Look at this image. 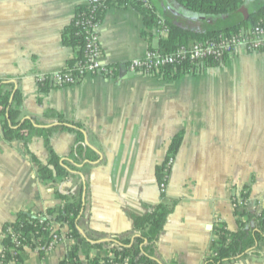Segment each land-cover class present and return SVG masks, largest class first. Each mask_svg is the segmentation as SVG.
<instances>
[{"label": "crops", "instance_id": "0c3cea01", "mask_svg": "<svg viewBox=\"0 0 264 264\" xmlns=\"http://www.w3.org/2000/svg\"><path fill=\"white\" fill-rule=\"evenodd\" d=\"M87 1L0 0V79L16 82L22 119L53 111L83 125L86 144L97 159L82 171L87 210L79 231L100 237L99 242L125 233L134 236L131 215L141 216L145 206L159 204L155 168L180 135L163 192L174 205L154 257L160 264H203L216 225L238 230L232 198L246 194L249 208L264 206V52H239L223 65L203 66L200 73L177 81L132 72L127 63L143 57L149 47L158 48V39L142 35V17L133 8H111L99 26V43L103 62L116 67L112 77L88 76L76 86L42 94L37 77L64 71L74 58L60 34ZM150 1L163 18L181 16L163 12L166 6L178 14L168 0ZM74 141V133L54 131L49 145L62 161ZM28 150L47 163L41 138H33ZM61 181L41 183L23 144L6 142L0 126V241L2 226L19 212L36 214L57 205L54 190L68 187ZM70 244L64 240L42 255L25 249L22 264H59ZM112 247L109 243L89 255L104 257ZM258 251L259 257L233 264H264V241Z\"/></svg>", "mask_w": 264, "mask_h": 264}, {"label": "trees", "instance_id": "16d2710c", "mask_svg": "<svg viewBox=\"0 0 264 264\" xmlns=\"http://www.w3.org/2000/svg\"><path fill=\"white\" fill-rule=\"evenodd\" d=\"M188 11L216 18L214 23L174 21L161 17L152 2L145 5L141 0H100V5L92 9L91 5H80L76 8L74 17L60 34L61 43L74 52V58L67 62L66 69H72L77 62L85 59L88 32L82 22L101 24L107 10L111 8L124 9L131 7L142 17L143 36H154L157 21L163 20L168 28L167 34L157 38V50L163 54L172 53L179 47L191 46L216 37L221 32H236L248 29L256 24L264 23V0H174ZM223 18H228V29L223 31ZM209 20V19H208ZM237 20L236 22H234ZM202 25L203 27L199 28ZM258 52H264V49ZM207 67L217 64L206 63ZM201 68L191 71L186 65L179 64L175 68H164L153 77L161 80L177 81L188 74H198ZM39 91L46 94L50 89L57 88L48 82L38 84ZM22 96L16 82L0 79V126L3 139L6 142H21L31 162L36 166L37 176L45 185L53 184L63 179L60 185L68 184L66 190L55 189L54 196L59 203L44 212L32 214L30 211L19 212L12 223L2 226L0 241V264H22L24 260L22 248H16L10 234L18 235L25 242L38 240L41 236L50 235L52 224L63 229L64 236L71 242L66 257L59 264H160L154 257L155 243L162 233L165 218L171 212L173 203L168 204L161 193L159 204L145 206L141 216L131 215V231L109 238L108 242H99L87 232L80 233L86 215L87 183L82 177V171L89 167V162H95L97 156L86 144L84 127L80 122L68 120L63 115L46 111L39 118L22 119ZM54 131H65L75 134V141L66 160H62L53 152L49 138ZM33 138H41L48 150L46 164H41L28 150ZM181 142V136H175L168 147L165 160L155 168L158 185L167 183L171 167H167L173 159ZM70 174V178L68 175ZM84 191V197H83ZM243 206H234L238 230L231 232L222 224L214 227V240L209 255L203 264H233L250 256L259 257L258 244L264 241V206L251 209L247 202L248 196L241 194ZM59 228L55 230L60 233ZM65 229V230H64ZM113 244L104 257L89 255L91 250L102 249ZM42 255V253H40ZM83 255V259L80 256Z\"/></svg>", "mask_w": 264, "mask_h": 264}, {"label": "built area", "instance_id": "2783aa9c", "mask_svg": "<svg viewBox=\"0 0 264 264\" xmlns=\"http://www.w3.org/2000/svg\"><path fill=\"white\" fill-rule=\"evenodd\" d=\"M100 0H88L92 9L100 5ZM145 5H148L149 0H141ZM82 26L86 27L88 32L85 59L77 64L72 69H65L62 72H56L48 76H39L37 84L48 82L50 86L63 88L76 86L85 77L100 75L112 77L114 74V66H108L103 62L100 43H99V26L96 23L82 22ZM168 28L163 20L157 21L154 29V35L160 38L167 34ZM264 49V23L256 24L248 29H240L236 32H221L216 37L192 44L187 47H179L172 53H161L157 50H148L141 58L131 60L127 63V67L132 72L142 73L149 76H154L155 73L164 68H175L176 65L183 64L191 71L198 70L205 66L206 63H214L223 65L226 59L234 56L237 53L258 52ZM173 159L167 163V167H172ZM166 185L159 184L160 192H164ZM233 207H241L244 203L239 196L232 198ZM58 225L52 224L49 227L50 235L45 238L41 236L38 240L32 239L29 243L25 242L18 235L10 234L14 243V251L16 248L23 250L29 249L37 253L46 254L52 251L62 241L67 240L64 236L63 229L60 233L55 230Z\"/></svg>", "mask_w": 264, "mask_h": 264}, {"label": "rangeland", "instance_id": "374dc122", "mask_svg": "<svg viewBox=\"0 0 264 264\" xmlns=\"http://www.w3.org/2000/svg\"><path fill=\"white\" fill-rule=\"evenodd\" d=\"M168 6L172 8V11L174 10L175 13L178 14H173L170 12H167L166 10V6H162V10L164 13H167V15L171 18H178V15H181L179 18L183 19L181 17H184L185 19L183 20V22H203L205 20V16L203 15H199L197 13H193L191 11L186 10L185 8H183L182 6H180L179 4H177L174 0H168ZM170 8V9H171ZM203 27L202 25L199 26V28Z\"/></svg>", "mask_w": 264, "mask_h": 264}, {"label": "water", "instance_id": "95a60500", "mask_svg": "<svg viewBox=\"0 0 264 264\" xmlns=\"http://www.w3.org/2000/svg\"><path fill=\"white\" fill-rule=\"evenodd\" d=\"M226 22H227V18H223V28H222L223 31L228 29V27L226 26ZM83 197H84V191H83Z\"/></svg>", "mask_w": 264, "mask_h": 264}, {"label": "flooded vegetation", "instance_id": "af4514ba", "mask_svg": "<svg viewBox=\"0 0 264 264\" xmlns=\"http://www.w3.org/2000/svg\"><path fill=\"white\" fill-rule=\"evenodd\" d=\"M208 23V22H207Z\"/></svg>", "mask_w": 264, "mask_h": 264}]
</instances>
